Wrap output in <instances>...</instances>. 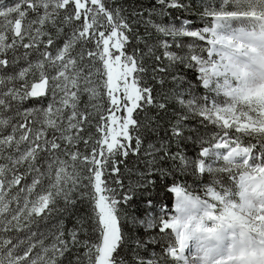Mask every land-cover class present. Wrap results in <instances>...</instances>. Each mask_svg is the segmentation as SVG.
I'll list each match as a JSON object with an SVG mask.
<instances>
[{"label":"snow or ice","instance_id":"1","mask_svg":"<svg viewBox=\"0 0 264 264\" xmlns=\"http://www.w3.org/2000/svg\"><path fill=\"white\" fill-rule=\"evenodd\" d=\"M0 264H264V0H0Z\"/></svg>","mask_w":264,"mask_h":264},{"label":"trees","instance_id":"2","mask_svg":"<svg viewBox=\"0 0 264 264\" xmlns=\"http://www.w3.org/2000/svg\"><path fill=\"white\" fill-rule=\"evenodd\" d=\"M172 199L171 198H169V200H168V204H169V206H171L172 205Z\"/></svg>","mask_w":264,"mask_h":264}]
</instances>
